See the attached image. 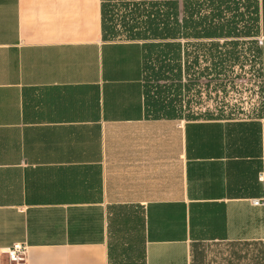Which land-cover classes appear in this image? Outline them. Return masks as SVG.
<instances>
[{"label":"crops","instance_id":"obj_1","mask_svg":"<svg viewBox=\"0 0 264 264\" xmlns=\"http://www.w3.org/2000/svg\"><path fill=\"white\" fill-rule=\"evenodd\" d=\"M190 1L253 7L264 93V0ZM102 5L0 0V264L17 245L109 264L131 239L145 264H264V96L249 117H150L152 42H106Z\"/></svg>","mask_w":264,"mask_h":264},{"label":"rangeland","instance_id":"obj_2","mask_svg":"<svg viewBox=\"0 0 264 264\" xmlns=\"http://www.w3.org/2000/svg\"><path fill=\"white\" fill-rule=\"evenodd\" d=\"M136 1L138 3L141 0ZM165 1L147 2L157 4V8L159 4L160 13L164 15ZM178 1L181 4L179 15L183 19L182 4L185 1ZM120 4L114 2V5ZM194 5L191 7L192 20L189 21L194 27L179 30L181 34L178 40L181 48L179 61H171V57L164 60L162 58L143 60L142 80L146 91L153 101L172 103L176 107L177 117L253 116L260 111L264 96L263 78L260 77L257 56L259 41L255 39L253 7L247 4L228 6L224 3L208 2ZM114 14L116 25L114 40L125 42L130 34L127 33L128 28H123L120 23L124 13L118 9ZM204 31L215 35V38L192 37ZM229 31H234L232 36L226 35ZM220 32H223V35L217 37ZM220 59L224 62L221 68L218 65ZM165 66L166 69L175 66L174 70L177 66L180 67L182 87L179 93L176 91L179 82L172 79L167 70L163 73L157 70ZM151 112L150 117L162 114ZM139 249L141 248L138 247Z\"/></svg>","mask_w":264,"mask_h":264},{"label":"trees","instance_id":"obj_3","mask_svg":"<svg viewBox=\"0 0 264 264\" xmlns=\"http://www.w3.org/2000/svg\"><path fill=\"white\" fill-rule=\"evenodd\" d=\"M147 1L149 0H141L138 3L136 0H102V29L105 41H115L114 37L116 34L114 28H116V25H114L113 17L115 15L114 13L119 9L124 13V17L121 19L122 21L120 23L123 28H128L127 33L130 34L127 40L137 42H152L150 44L142 45L143 60L148 61L157 58H162L164 60L171 57V61L178 62L180 59V45L178 43L165 44L162 41L172 39L179 40L181 36L179 32L180 29L194 27L189 21L192 20L191 7L195 6L194 4L196 3H193L190 0H184L185 2L182 4V16L184 17L181 19V16L179 15V8L181 7V4L178 0L165 1V4H163L166 9L164 15H161L160 13L159 4L157 8V4ZM114 2H119L121 4L120 6L114 5ZM182 22H184L185 25H183ZM233 32L234 31H229L226 33V35L232 36ZM221 35H223V32H220L217 37H220ZM192 37H197L198 39H211L215 38V35L204 31V33H197ZM223 63V60L220 59L218 63L220 68ZM174 67L166 69L165 66L162 68L160 67L157 70L162 71V73L166 72L167 70V72L170 73L172 79H175L179 82L176 87V91L179 93L182 87L180 85L181 72L179 66H177L176 70H174ZM158 76L159 75L157 74V77ZM143 96L145 110L149 115L152 114L151 111L158 113L162 112L161 115L152 118L158 119L159 117H166L172 119L177 117L176 107L173 106L172 103H166L162 100L153 101V98H151L148 94V91H146L144 84ZM138 247V243L135 239L123 241L118 246H109V264H138V262L139 264H145V254L143 248L138 250Z\"/></svg>","mask_w":264,"mask_h":264},{"label":"built area","instance_id":"obj_4","mask_svg":"<svg viewBox=\"0 0 264 264\" xmlns=\"http://www.w3.org/2000/svg\"><path fill=\"white\" fill-rule=\"evenodd\" d=\"M258 44H261V41H259ZM6 255L10 264H24L26 259V248L18 245L14 246L6 251Z\"/></svg>","mask_w":264,"mask_h":264}]
</instances>
